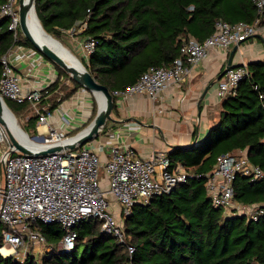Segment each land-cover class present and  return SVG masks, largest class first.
I'll return each mask as SVG.
<instances>
[{
  "label": "trees",
  "instance_id": "trees-1",
  "mask_svg": "<svg viewBox=\"0 0 264 264\" xmlns=\"http://www.w3.org/2000/svg\"><path fill=\"white\" fill-rule=\"evenodd\" d=\"M4 2L0 0V6ZM34 9L42 29L56 40L84 22L79 36L95 41L84 67L109 92L132 85L150 67L170 66L180 57L184 41H203L213 33L217 20L252 23L256 17L251 0H34ZM9 21L0 17V58L16 44L33 48L28 40L21 41L19 28L14 40L7 29ZM54 67L58 79L42 92L40 101L50 111L64 101L57 98L65 86L62 80L72 83L65 98L80 88ZM246 67L247 76L234 96L222 100L218 121L203 139L167 153L170 163L181 164L191 176L187 182L133 207L123 217L127 242L134 247L131 256L91 219L75 227L76 245L71 252L53 251L39 258L27 255L23 260L0 255V264H264V215L256 221L244 215L226 216L212 206L204 187L206 174L222 154L246 150L248 160L264 171V59ZM4 102L15 118L29 112L27 103ZM115 110L114 106L111 113ZM26 120L21 129L27 135L36 133L37 117ZM233 192L240 204L264 203V180L237 175ZM39 231L51 245L63 236L56 224L42 225Z\"/></svg>",
  "mask_w": 264,
  "mask_h": 264
},
{
  "label": "built area",
  "instance_id": "built-area-1",
  "mask_svg": "<svg viewBox=\"0 0 264 264\" xmlns=\"http://www.w3.org/2000/svg\"><path fill=\"white\" fill-rule=\"evenodd\" d=\"M18 0H5L0 6V17H8V30L16 40L19 28ZM256 17L252 23H228L217 20L213 33L199 42L188 39L181 44L180 57L168 67H150L130 86L111 92L114 106L120 107L134 96H144L151 102L171 86H181L190 80L195 68L207 58L210 49H227L239 45L254 36L264 22V0H251ZM84 22H77L66 33L78 35L73 38L75 50L84 63L92 53L95 41L81 38ZM25 46L14 45L0 58V97L17 104L29 105L30 114L36 116V129L43 137L42 146H64L75 140V131L86 120L79 121L82 97L88 94L80 87L68 101H62L52 111L40 104L42 92L57 81L58 73L54 65L34 48L23 52ZM33 57L30 72L44 73L48 81L33 85L30 73L21 76L12 62V55L18 61ZM248 74L245 63L230 67L217 81L216 94L219 99L234 96L239 82ZM65 85L69 82L65 81ZM46 93V91H45ZM81 95V96H80ZM260 98H263L260 96ZM159 113L164 112L158 108ZM88 119V118H87ZM98 135L83 146L65 149L45 155L21 154L9 146L7 133L0 125V163L4 171L3 187L0 189V255L1 250L23 259L27 255L39 257L51 252H71L76 245L75 227L84 221L96 219L99 230L104 235L116 238L128 255L134 252L125 236L123 217L128 216L135 206L145 205L153 197L168 194L177 186L186 183L189 174L179 164H172L167 153H154L150 158L137 156L127 146H106L104 163L100 152L104 149ZM17 152V154H14ZM105 174V190L101 187ZM237 175L251 180H264V171L252 164L246 155L222 154L216 159L214 169L206 174L205 191L214 208H221L224 215H244L248 221H256L264 215V203L243 205L234 200L233 180ZM199 177V176H197ZM114 202L118 218L110 209ZM58 225L63 236L56 245H48L45 236L39 231L42 225ZM128 264H131L129 262Z\"/></svg>",
  "mask_w": 264,
  "mask_h": 264
},
{
  "label": "crops",
  "instance_id": "crops-1",
  "mask_svg": "<svg viewBox=\"0 0 264 264\" xmlns=\"http://www.w3.org/2000/svg\"><path fill=\"white\" fill-rule=\"evenodd\" d=\"M235 45L227 49H210L208 56L193 71L190 80L181 86H171L159 99L151 102L144 96H134L117 107L112 117V126H105L99 136L106 146H127L137 156L150 158L154 153H168L173 148H187L203 139L208 129L219 118L222 100L216 94V78L224 70L229 52ZM25 47L23 52H31ZM39 55V54H37ZM29 54V59L12 62L21 76L34 74L33 85H42L48 81L44 71L37 74L30 72L31 60L38 57ZM264 59V24L258 32L237 46L231 66ZM211 84V85H210ZM210 85V86H209ZM209 86L207 91L206 88ZM158 108L165 110L162 113ZM82 116L79 121L84 120ZM107 148V147H106ZM106 148L100 152V160L104 162ZM238 153L247 156V151ZM4 171L0 163V189L3 187ZM10 255L16 256L12 253ZM36 257V256H35ZM38 258V257H36ZM18 260L22 258L17 257Z\"/></svg>",
  "mask_w": 264,
  "mask_h": 264
},
{
  "label": "water",
  "instance_id": "water-1",
  "mask_svg": "<svg viewBox=\"0 0 264 264\" xmlns=\"http://www.w3.org/2000/svg\"><path fill=\"white\" fill-rule=\"evenodd\" d=\"M17 3H18L17 11H18V17H19V21H18L19 30L23 34V36L31 43L33 48L37 52H39L46 60L51 62L53 65L61 68L65 73H67L70 76V78L74 82L80 85V87L84 88L88 92H91L93 95H95V92H100L104 97L105 103L102 109H100L99 107L97 108L96 114L94 118L92 119V121L89 123V125L83 130L77 132L75 135L72 136L73 138H75L73 142L66 144L64 146L55 145V146H48V147H43L42 144L40 143L39 147L31 149V148H27L24 145H22L12 134L11 130L7 128L6 122H5V115L7 114L15 124H16V118L13 115V113L10 111V109L6 106L4 100L0 97V125L4 127L7 133V137L9 140V146L14 151H17L21 154H27V155L32 154V153L37 154V155H45L48 153L59 151L62 148L72 150L75 148L76 144H78L79 146H83L86 143L92 141L98 135L100 128L104 126L107 120L112 119L111 112L114 107V101H113L111 92H109L107 87L96 82L95 79L89 74V72H87L86 68L83 65H82L83 66L82 69L78 70L74 66L67 63L55 50H53L49 46L45 44L43 45L37 44V42H35L31 36L29 26L27 23L28 13L30 10H32L36 18L38 26L42 28L36 16V13H35L34 0H18ZM45 34L48 37H52L46 32ZM53 40L58 42L54 38ZM237 46L238 45H235L233 49L229 52L227 64L224 70L217 76L216 80H218L227 70H229L230 67H233L231 66V62H232L234 54L237 52ZM209 86L206 88L205 92L207 91ZM22 133L27 135V133H25L23 130H22ZM32 139H35L37 141H43V137L34 136Z\"/></svg>",
  "mask_w": 264,
  "mask_h": 264
},
{
  "label": "bare ground",
  "instance_id": "bare-ground-1",
  "mask_svg": "<svg viewBox=\"0 0 264 264\" xmlns=\"http://www.w3.org/2000/svg\"><path fill=\"white\" fill-rule=\"evenodd\" d=\"M27 23L29 26L31 36H32L33 40L35 42H37V44H39V45L45 44V45L49 46L50 48L55 50L67 63L74 66L78 70L82 69L83 66L80 64L79 60L76 57H74L61 43H59L58 40H57L58 42H56L55 40H53V37H48L45 34V32L43 31V29L38 26L36 18L34 16V13L32 10H30L28 13ZM94 96L97 99L98 107L100 109H102L104 107V103H105L103 95L100 92H95ZM83 97L84 98L82 99V103H81L80 107H81V109L83 108L82 118L87 119V117L89 116L88 112H90L89 111L90 110V104L83 103V101L85 99H89V96L84 95ZM5 122H6L7 128H9L11 130L12 134L15 136V138L22 145H24L27 148H31V149L39 147V143L37 142V140L31 139L29 136L22 133V129L19 127L17 120H16V124H15L11 120V118L6 114L5 115ZM1 252L5 256L10 255V250L3 249V250H1Z\"/></svg>",
  "mask_w": 264,
  "mask_h": 264
},
{
  "label": "rangeland",
  "instance_id": "rangeland-1",
  "mask_svg": "<svg viewBox=\"0 0 264 264\" xmlns=\"http://www.w3.org/2000/svg\"><path fill=\"white\" fill-rule=\"evenodd\" d=\"M17 8H18V5L16 4L15 5V10H17ZM76 36H78V35H72V34H70V33H64V34H62L61 36H60V39L61 40H58L59 41V43H61L74 57H76L78 60H79V62H80V64L81 65H83L84 66V61L80 58V56L78 55V52L75 50V42H74V40H73V38L74 37H76ZM19 38L21 39V41H23L24 39H26L24 36H23V34L22 33H20V35H19ZM27 40V39H26ZM45 72L47 71L46 69L44 70ZM65 81H67V82H69V84L68 85H65L64 83H65ZM62 80V83L65 85L63 88H62V90H60V91H62V93H58V95H57V98L58 97H60L61 99H63L64 101H66V100H70L72 97H73V95H75L76 93H77V90L69 97V98H65V94H67L71 89H72V83H71V81H69V80ZM88 94H85V95H88L89 96V99H85L84 101H83V103H87V104H90V112H88L89 113V116L87 117L88 119H84V120H86V122L84 123V124H82L79 128H78V130L76 131V133L77 132H79V131H81V130H83L84 128H86L88 125H89V123L92 121V119L94 118V116H95V114H96V111H97V108H98V102H97V99H96V97L91 93V92H87ZM81 96V95H80ZM84 97H82V99H83ZM54 103H56L57 104V101H54ZM82 111H83V108H82ZM27 115V116H26ZM80 115L81 116H83V112H80ZM29 116H31V114H30V109H29V112H28V114H23V115H20L18 118H16V120H17V123H18V125H19V127L21 128L22 126H24V124H26V122H27V117H29ZM111 117H112V113H111ZM112 120H114L113 119V117H112V119L111 120H107L106 121V125L107 126H112L114 123H113V121ZM35 130H36V133H33V132H30V134H28V136L32 139L34 136H37V137H39V133H38V130L36 129V127H35ZM74 131H71V133L68 135V136H70V135H75L74 133H73ZM35 140V139H34ZM39 144L40 143H42V141H37ZM102 145L104 146V147H106V144H104L103 142H102ZM14 154H17V152H15ZM102 161V160H101ZM104 163V162H103ZM100 176L101 177H103V179H102V182H101V187H102V189L103 190H105V187H106V183H105V180H104V178H105V174H104V171L103 172H101V174H100ZM110 209H112V212H113V214L115 215V217H117L118 218V211H117V207H116V204L114 203V202H112V201H110ZM48 245H50V243H48ZM36 257H38L37 255H36Z\"/></svg>",
  "mask_w": 264,
  "mask_h": 264
}]
</instances>
